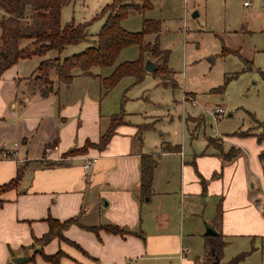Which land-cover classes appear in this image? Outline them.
<instances>
[{
	"label": "crops",
	"instance_id": "obj_1",
	"mask_svg": "<svg viewBox=\"0 0 264 264\" xmlns=\"http://www.w3.org/2000/svg\"><path fill=\"white\" fill-rule=\"evenodd\" d=\"M2 14L0 10V17ZM57 55L50 51L44 56L20 59L0 75V153L10 155L0 159V185L14 178L18 167L23 168L17 187L0 195L4 201L0 207V264L11 262L13 257L32 255L33 259L23 264H49L39 253L33 254L40 248L34 239L48 231L47 217L59 222L78 220V225L74 223L63 230L69 243L53 238L41 246L46 255L62 251L61 264H206L205 247L203 254L193 255L181 233L168 227L165 217L153 218L156 210L177 205L173 199L177 195L180 200H211L209 225L227 242L219 264L241 252L250 253L239 264H264V237L254 229L261 220L255 206L259 198L245 190L249 182L251 188L255 184L264 188V140L257 142L250 132L236 136L235 142H228L230 146L224 149L222 135L206 137L185 153L182 145L165 140L161 132L155 139L157 145L150 147L146 133L154 129L140 132L138 128L153 125L158 119L144 122L150 117L146 111L126 109L136 97H126L122 111H118V104L115 107L106 100L111 89L103 92L101 78L112 69L105 75L93 68L92 75L74 70L69 84H59L55 93L39 96L32 81L36 67ZM49 76L55 86L54 73L51 71ZM143 99L148 101L147 96ZM117 114H121L122 123L114 128L103 149L90 147L85 153L68 155L86 142L98 143L111 117ZM182 123L185 130L191 131L192 146L197 130L204 126L203 118L187 113ZM54 142V147L46 148ZM162 144L166 145L164 150L160 148ZM245 150H250L249 157ZM232 151L234 156L226 159L224 156ZM143 155H152L156 161L146 199L140 196L139 183ZM86 158H96V162L84 176L81 166ZM252 176L256 183L249 180ZM160 178L165 179L166 186L173 187L161 188ZM252 222L253 228L247 226ZM104 225L117 226L126 233L86 229ZM248 239L253 241V247L237 249L234 255L224 257L226 248L241 241L248 244Z\"/></svg>",
	"mask_w": 264,
	"mask_h": 264
},
{
	"label": "rangeland",
	"instance_id": "obj_2",
	"mask_svg": "<svg viewBox=\"0 0 264 264\" xmlns=\"http://www.w3.org/2000/svg\"><path fill=\"white\" fill-rule=\"evenodd\" d=\"M131 1L139 3L140 0ZM148 1L150 8L129 12L121 25L130 32H137L142 28L143 19L159 21L158 44L161 50L168 51L166 65L170 71V76H163V79L169 83L163 86L159 83V76L154 77L149 73L132 86L133 77L125 76L105 95L106 100L115 107L118 104V111H122L126 97H136L125 108L140 113L146 111L145 115L150 117L139 121L153 122L158 119L153 122L151 129L154 130L146 133L150 147L157 145L155 139L160 137L161 132L165 140L182 145L185 153L206 137L218 138L221 135L225 149L230 146L228 142L237 138L235 133L240 129H249L255 135L264 136V126L257 124V121L264 122V0ZM244 2L250 4L244 5ZM109 3L111 0H73L62 8L61 24L71 20L75 24L87 22L89 37L77 45L65 47L61 58L79 53L92 44L106 18V14L101 15V10ZM151 37L154 35H146L144 40L147 42ZM25 43L27 41H22L21 45ZM139 56L137 46L123 48L114 65L124 60H135ZM146 60L154 61L145 55L144 63ZM112 67H95L93 70L105 75ZM171 79L175 82L174 87L170 85ZM219 87L223 89L212 91ZM182 95L185 101L187 98L193 99L195 106L191 102H182ZM145 96L148 97L147 102L143 99ZM216 107L223 108L225 114L214 120L211 111ZM187 113L201 116L204 122V126L197 130V140L191 143L192 146L191 131L185 130L182 123V117ZM245 151L249 157L250 150ZM262 159L261 168L264 171V156ZM160 180L161 188L173 187L166 186L164 178ZM249 180L257 182L253 176ZM255 185L251 188L249 182L245 190L253 198H259L255 206L260 211L261 220L255 227L253 222L247 226L254 227L264 237V188ZM173 199L177 200V205L168 210L162 207L165 214L156 210V217L153 218L163 220L165 217L168 227L181 233L190 253L203 254L205 239L202 233L212 217L211 200H180L179 195ZM253 245L251 239H248V244L241 241L236 246L226 248L224 257L234 255L237 249H247Z\"/></svg>",
	"mask_w": 264,
	"mask_h": 264
},
{
	"label": "trees",
	"instance_id": "obj_3",
	"mask_svg": "<svg viewBox=\"0 0 264 264\" xmlns=\"http://www.w3.org/2000/svg\"><path fill=\"white\" fill-rule=\"evenodd\" d=\"M73 0H0V10L3 12L0 17V75L11 65L20 59H29L32 56H44L50 51H56L57 56L53 59H44L36 67V75L32 79L34 89L39 96L44 97L57 91L59 84H69L73 78V71L78 70L81 75H92L91 69L94 67H112L111 72L101 78V87L104 93L112 89L118 81L125 77H133V84L142 81L147 72L143 69L145 55L155 59L156 67L151 73L154 77H160L159 83L163 86L168 85V81L163 76H170L166 62L168 51L161 50L158 44V32L160 30L159 21L155 19H143L142 28L137 32H130L121 25L128 13L131 11H144L150 8L148 0H140L139 3L131 0H111L106 4L101 15L106 14V18L95 35L92 44L83 51L63 58L59 54L65 47L77 45L88 40L89 34L86 30L88 23L75 24L73 20L61 24V10L64 6L70 4ZM154 35L150 42H146L144 37ZM22 41H27L23 46ZM137 46L140 56L135 60H125L114 65L119 52L129 46ZM224 53L222 49L221 54ZM145 54V55H144ZM56 77V85L50 80V72ZM173 87L175 82L171 79ZM222 87L213 89L219 92ZM122 123L121 114L113 115L110 119V126L100 136L98 143L92 144L86 142L78 149L68 152V155H77L85 153L88 148L96 147L101 150L105 147L108 139L111 137L114 128ZM258 124H264L258 122ZM152 124H144L138 130L144 131L152 128ZM237 135H250L249 131L236 132ZM254 135V134H252ZM257 142L264 140L263 135H254ZM55 142L47 144L46 148L54 147ZM176 146H174L175 148ZM161 149L166 145L162 144ZM234 155L227 153L226 159ZM156 166L155 158L152 155H143L140 158V196L142 198L149 195L152 183V175ZM22 167H18L14 178L0 185V195L11 189H15L21 179ZM0 198V207L3 204ZM48 231L40 238L34 239V243L39 244L40 248L33 254L39 253L42 259L49 264H61L60 259L64 253L58 250L56 253L46 255L42 252L41 246L50 242L53 238L63 241H69L64 238L63 230L71 224H77V218H70L59 222L47 217ZM86 229L96 231L103 229L112 234H124L126 231L117 226H98L87 227ZM205 239V254L207 263L211 264L214 255L220 259L222 250L227 242L223 240V235L218 233L216 236H207ZM77 246L76 244H72ZM250 252H241L231 257L225 264H239ZM33 255L28 258L32 260ZM7 264H13L8 262ZM219 264V263H218Z\"/></svg>",
	"mask_w": 264,
	"mask_h": 264
},
{
	"label": "built area",
	"instance_id": "obj_4",
	"mask_svg": "<svg viewBox=\"0 0 264 264\" xmlns=\"http://www.w3.org/2000/svg\"><path fill=\"white\" fill-rule=\"evenodd\" d=\"M249 4H250L249 2H244V5H249ZM181 98H182V102H185V103L191 102V105L195 106V103H194L195 101L193 99L187 98V100L185 101L183 95L181 96ZM224 114H225L224 109L221 107H216L215 109H213L211 111V115H212L214 120H217L219 117L223 116ZM9 157H10V155L7 153H4V152L0 153V159L1 160L9 158ZM60 161H63V158ZM95 162H96V158H86L84 160V162L81 166L84 176L86 175L88 169L91 168Z\"/></svg>",
	"mask_w": 264,
	"mask_h": 264
},
{
	"label": "water",
	"instance_id": "obj_5",
	"mask_svg": "<svg viewBox=\"0 0 264 264\" xmlns=\"http://www.w3.org/2000/svg\"><path fill=\"white\" fill-rule=\"evenodd\" d=\"M196 15V13H194V16ZM143 69L148 72V73H152L155 69V63L151 62L149 60H146L144 65H143ZM218 234V232H216V230L213 228V226H210L208 224H205L204 226V232H203V236L207 237V236H216ZM28 260V258L26 257H13L11 259V262L13 264H23ZM218 256L214 255L213 257V261L211 262V264H218Z\"/></svg>",
	"mask_w": 264,
	"mask_h": 264
}]
</instances>
